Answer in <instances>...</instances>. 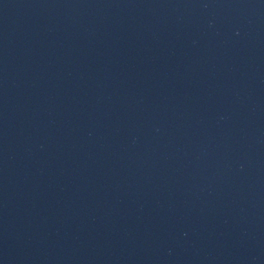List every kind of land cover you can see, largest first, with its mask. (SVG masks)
Wrapping results in <instances>:
<instances>
[{"label": "water", "instance_id": "95a60500", "mask_svg": "<svg viewBox=\"0 0 264 264\" xmlns=\"http://www.w3.org/2000/svg\"><path fill=\"white\" fill-rule=\"evenodd\" d=\"M0 264H264V0H0Z\"/></svg>", "mask_w": 264, "mask_h": 264}]
</instances>
